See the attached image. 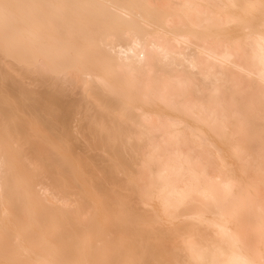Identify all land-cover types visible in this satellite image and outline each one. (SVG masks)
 <instances>
[{"label": "bare ground", "instance_id": "1", "mask_svg": "<svg viewBox=\"0 0 264 264\" xmlns=\"http://www.w3.org/2000/svg\"><path fill=\"white\" fill-rule=\"evenodd\" d=\"M0 264H264V0H0Z\"/></svg>", "mask_w": 264, "mask_h": 264}]
</instances>
